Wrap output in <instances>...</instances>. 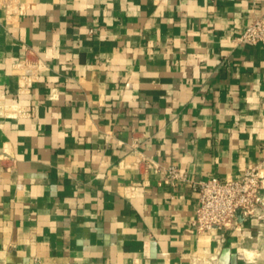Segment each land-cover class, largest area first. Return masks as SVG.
Returning <instances> with one entry per match:
<instances>
[{"label":"crops","instance_id":"crops-1","mask_svg":"<svg viewBox=\"0 0 264 264\" xmlns=\"http://www.w3.org/2000/svg\"><path fill=\"white\" fill-rule=\"evenodd\" d=\"M20 1L0 10V264H264L256 221L192 226V182L264 171V44L238 41L264 0Z\"/></svg>","mask_w":264,"mask_h":264},{"label":"built area","instance_id":"built-area-1","mask_svg":"<svg viewBox=\"0 0 264 264\" xmlns=\"http://www.w3.org/2000/svg\"><path fill=\"white\" fill-rule=\"evenodd\" d=\"M0 10L10 17L21 15L24 5L20 0H0ZM239 42L252 45L264 44V19H254L238 38ZM167 181L171 185L189 181L186 174L176 167L168 169ZM198 206L192 226L197 234L215 231L240 230L243 223L254 220L259 236L264 233V171L250 166L239 180L212 177L192 182Z\"/></svg>","mask_w":264,"mask_h":264},{"label":"rangeland","instance_id":"rangeland-1","mask_svg":"<svg viewBox=\"0 0 264 264\" xmlns=\"http://www.w3.org/2000/svg\"><path fill=\"white\" fill-rule=\"evenodd\" d=\"M262 232L264 233V228L262 229ZM260 238L262 240L260 252H263V253H261V257L263 258V262H264V235Z\"/></svg>","mask_w":264,"mask_h":264}]
</instances>
